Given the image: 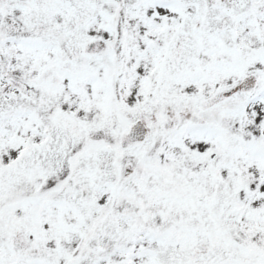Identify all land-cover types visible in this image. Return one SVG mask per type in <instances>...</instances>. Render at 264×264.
Here are the masks:
<instances>
[{"label":"snow or ice","instance_id":"obj_1","mask_svg":"<svg viewBox=\"0 0 264 264\" xmlns=\"http://www.w3.org/2000/svg\"><path fill=\"white\" fill-rule=\"evenodd\" d=\"M0 264H264V0H0Z\"/></svg>","mask_w":264,"mask_h":264}]
</instances>
